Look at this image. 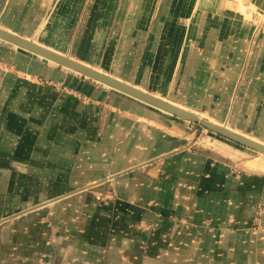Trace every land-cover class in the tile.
<instances>
[{
    "label": "crops",
    "instance_id": "0c3cea01",
    "mask_svg": "<svg viewBox=\"0 0 264 264\" xmlns=\"http://www.w3.org/2000/svg\"><path fill=\"white\" fill-rule=\"evenodd\" d=\"M204 1L0 0V27L264 141V34ZM179 130L0 40V264H264V171Z\"/></svg>",
    "mask_w": 264,
    "mask_h": 264
},
{
    "label": "water",
    "instance_id": "95a60500",
    "mask_svg": "<svg viewBox=\"0 0 264 264\" xmlns=\"http://www.w3.org/2000/svg\"><path fill=\"white\" fill-rule=\"evenodd\" d=\"M0 39L14 46H17L21 49H24L28 52H31L36 56L42 57L46 60L53 61L63 67H67L68 69H71L74 72L82 74L88 78H91L99 83L107 85L119 92L134 97L158 109L166 111L181 119L198 123L203 127L231 141H234L240 145H243L245 147H248L259 153L264 154V144H261L257 141L249 139L248 137L235 133L229 129H226L223 126L212 123L206 119H200L199 116H197L196 114L190 111H186L178 106L169 103L167 100L159 98L147 91L141 90L129 83L123 82L115 77H112L109 74H106L93 67L85 65L79 61H76L65 54L51 50L39 43H36L28 38H25L19 34L8 31L1 27H0Z\"/></svg>",
    "mask_w": 264,
    "mask_h": 264
},
{
    "label": "rangeland",
    "instance_id": "374dc122",
    "mask_svg": "<svg viewBox=\"0 0 264 264\" xmlns=\"http://www.w3.org/2000/svg\"><path fill=\"white\" fill-rule=\"evenodd\" d=\"M177 1H179L181 5L185 2V0H177ZM233 1H234L235 9L240 10V12H243V18L251 21L254 24V26L256 27V29H257V43H259L261 34L262 33L264 34V12L260 10L261 8L259 7L258 3L255 2L256 4H258V5H256L251 0H233ZM204 2H205V10L206 11H214V10L216 11L217 9L220 8V6L223 3H224L225 6L228 5V1L227 0H209V2H206V1H204ZM241 5L243 6V8L240 7ZM184 10L187 11V13L190 11L189 8H187V10L185 8ZM189 13H191V11ZM192 19L193 18H191L190 20H192ZM202 19H204V18H202ZM202 19H201V21H204ZM193 21H194V19H193ZM7 44L15 47L16 49L28 52V51H26L24 49H21V48H19L17 46H14V45L10 44V43H7ZM28 53H30V52H28ZM40 58H42V57H40ZM57 65H59V64H57ZM61 67H63V66H61ZM66 70H68L71 73H75L77 75H80L81 77H83V78H85V79H87L89 81H92L94 83L102 84V83H99V82H97V81H95V80H93L91 78H88V77L82 75V74L74 72L71 69H66ZM102 85H104V84H102ZM105 86H107V85H105ZM107 87H109V86H107ZM111 89H113V88H111ZM132 98H134V97H132ZM134 99H136V98H134ZM138 101H140V100H138ZM140 102L144 103L142 101H140ZM145 104H147V103H145ZM147 105H149V104H147ZM149 106H151V105H149ZM152 107H154V106H152ZM154 108H156V107H154ZM156 109H158V108H156ZM158 110H160L161 113L162 112L167 113L168 116L171 117L172 122L176 125L177 129H181L183 132H185L187 137H188V140L190 142H192V144H194V145H196L198 147L211 148V149L220 150V151H227V152L235 150L236 152L239 153V156L244 157L245 159L249 158L250 162L255 161V158H259V159L261 158V154L259 152L255 151L253 149H250L248 147H245L243 145H240V144H238V143H236L234 141H231V140H229V139H227V138H225V137H223V136H221V135H219V134H217V133H215V132H213V131L205 128V127H203L202 125H200L198 123H194V122H190V121L181 119V118H179L177 116H174V115H172V114H170V113H168L166 111H163L161 109H158ZM199 116L201 118H205L206 120H210L211 121V119H209V117L207 115L205 116L204 113H200ZM216 123L222 124L224 126H229L230 128H232L227 123H220L219 121L216 122ZM232 129L236 130V131H239V132H242V131H240V130H238L236 128H232ZM178 132H180V130ZM242 133H244V132H242ZM259 159H256V160H259ZM9 214L7 216L3 215L1 217V219L5 218V217L7 218L9 216L13 217L14 216L13 214H15V213H13L12 215H9Z\"/></svg>",
    "mask_w": 264,
    "mask_h": 264
},
{
    "label": "bare ground",
    "instance_id": "6f19581e",
    "mask_svg": "<svg viewBox=\"0 0 264 264\" xmlns=\"http://www.w3.org/2000/svg\"><path fill=\"white\" fill-rule=\"evenodd\" d=\"M31 40V39H30ZM33 41V40H32ZM52 50V49H51ZM31 53V52H30ZM48 61H50V60H48ZM51 63H54V64H57V63H55V62H53V61H50ZM86 65V64H85ZM89 66V65H88ZM91 67V66H90ZM66 69H68L67 67H65ZM143 90V89H142ZM122 93V92H121ZM160 98V97H159ZM163 99V98H162ZM164 100H166V99H164ZM168 101V100H167ZM169 103H171V104H173V105H175V106H178V105H176V104H174V103H172V102H170V101H168ZM178 107H180V108H182V109H184V110H186V111H190V112H192V113H194V114H196L197 116H199L200 115V113H195V112H193V111H191V110H189V109H186V108H183V107H181V106H178ZM206 116V115H205ZM199 118L200 119H205V118H201L200 116H199ZM208 121H210V120H208ZM210 122H212V123H215V124H218V123H216L215 121H213L212 119H211V121ZM218 125H220V126H223V127H225L226 129H229V130H231V131H233V132H235V133H238V134H240V135H243V136H245V137H248L249 139H252V140H254V141H257V142H259V143H261V144H264V141L263 140H261L260 138H258V137H254V136H250V135H246V134H244V133H242V132H239V131H236V130H233L232 128H230L229 126H224V125H222V124H218ZM261 154V158L259 159V158H255V161H252V162H250V161H248L249 163H248V166L249 167H251V168H253V169H256V170H261V171H264V154L263 153H260ZM256 159H259V160H256Z\"/></svg>",
    "mask_w": 264,
    "mask_h": 264
}]
</instances>
